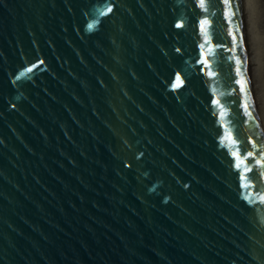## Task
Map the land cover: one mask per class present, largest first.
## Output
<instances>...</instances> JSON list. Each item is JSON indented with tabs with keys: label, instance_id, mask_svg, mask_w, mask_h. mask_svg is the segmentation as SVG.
<instances>
[{
	"label": "water",
	"instance_id": "1",
	"mask_svg": "<svg viewBox=\"0 0 264 264\" xmlns=\"http://www.w3.org/2000/svg\"><path fill=\"white\" fill-rule=\"evenodd\" d=\"M249 2L0 0V264H264Z\"/></svg>",
	"mask_w": 264,
	"mask_h": 264
},
{
	"label": "bare ground",
	"instance_id": "2",
	"mask_svg": "<svg viewBox=\"0 0 264 264\" xmlns=\"http://www.w3.org/2000/svg\"><path fill=\"white\" fill-rule=\"evenodd\" d=\"M252 10L248 6L244 17L241 59L253 117L264 153V0H254ZM258 45L261 47L257 48Z\"/></svg>",
	"mask_w": 264,
	"mask_h": 264
},
{
	"label": "snow or ice",
	"instance_id": "3",
	"mask_svg": "<svg viewBox=\"0 0 264 264\" xmlns=\"http://www.w3.org/2000/svg\"><path fill=\"white\" fill-rule=\"evenodd\" d=\"M223 2L225 3V4H230V0H223ZM200 3H201V7H203L204 6V0H200ZM107 10L108 11H111V9L110 8H107ZM98 12H100V14H103V12H102V10H97ZM205 11H207V9L205 8ZM234 14V13H233ZM203 23V22H202ZM93 25L92 24H89L88 25V27L89 28H91ZM233 39L235 40V36H233ZM177 51H179V50H177ZM237 63H239V60H237ZM177 80H179V75H177ZM242 91H243V87H242V89H241ZM248 155H252V153H248Z\"/></svg>",
	"mask_w": 264,
	"mask_h": 264
},
{
	"label": "rangeland",
	"instance_id": "4",
	"mask_svg": "<svg viewBox=\"0 0 264 264\" xmlns=\"http://www.w3.org/2000/svg\"><path fill=\"white\" fill-rule=\"evenodd\" d=\"M254 4V0H250V2H249V5L248 6H250V8H251V10H252V5ZM253 11V10H252ZM259 37H258V40L259 41H261L262 39H261V37H260V35L259 34H257ZM257 35H256V37H257ZM261 39V40H260ZM259 43V42H258ZM261 46L260 45H258V47L257 48H260ZM259 52H261V51H259Z\"/></svg>",
	"mask_w": 264,
	"mask_h": 264
}]
</instances>
